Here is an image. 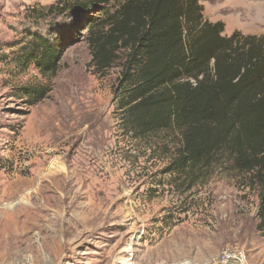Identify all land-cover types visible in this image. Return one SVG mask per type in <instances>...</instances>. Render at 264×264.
<instances>
[{
    "label": "rangeland",
    "instance_id": "rangeland-1",
    "mask_svg": "<svg viewBox=\"0 0 264 264\" xmlns=\"http://www.w3.org/2000/svg\"><path fill=\"white\" fill-rule=\"evenodd\" d=\"M63 1L0 0V264H214L226 249L264 264L248 175L227 160L193 186L168 171L179 135L125 124L123 59L96 72L95 12ZM199 2L225 35H264V0ZM33 33L58 40L55 69H38Z\"/></svg>",
    "mask_w": 264,
    "mask_h": 264
},
{
    "label": "trees",
    "instance_id": "trees-1",
    "mask_svg": "<svg viewBox=\"0 0 264 264\" xmlns=\"http://www.w3.org/2000/svg\"><path fill=\"white\" fill-rule=\"evenodd\" d=\"M63 2L64 11L95 12L87 40L96 72L123 59L125 124L139 134L177 132L167 169L184 174L189 186L207 180L223 160L246 173L257 189L256 227L263 231L264 35H225L223 22L204 19L199 0ZM111 2L117 7L109 13ZM32 43L38 69H55L58 40L33 33Z\"/></svg>",
    "mask_w": 264,
    "mask_h": 264
},
{
    "label": "built area",
    "instance_id": "built-area-1",
    "mask_svg": "<svg viewBox=\"0 0 264 264\" xmlns=\"http://www.w3.org/2000/svg\"><path fill=\"white\" fill-rule=\"evenodd\" d=\"M230 261H236L239 264H247L244 261V255L239 250L226 249L219 253L214 261V264H228Z\"/></svg>",
    "mask_w": 264,
    "mask_h": 264
}]
</instances>
